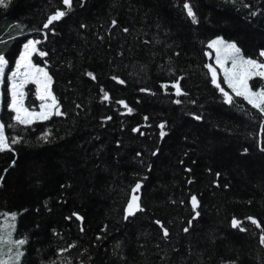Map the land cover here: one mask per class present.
Here are the masks:
<instances>
[{
    "label": "trees",
    "instance_id": "obj_1",
    "mask_svg": "<svg viewBox=\"0 0 264 264\" xmlns=\"http://www.w3.org/2000/svg\"><path fill=\"white\" fill-rule=\"evenodd\" d=\"M5 3L0 54L12 68L39 41L62 113L19 125L2 87L0 220L16 215L20 264H264V114L224 87L226 103L208 67L216 38L264 61V0Z\"/></svg>",
    "mask_w": 264,
    "mask_h": 264
},
{
    "label": "snow or ice",
    "instance_id": "obj_2",
    "mask_svg": "<svg viewBox=\"0 0 264 264\" xmlns=\"http://www.w3.org/2000/svg\"><path fill=\"white\" fill-rule=\"evenodd\" d=\"M63 3L67 6H71V0H63ZM0 6L7 7L5 0H0ZM187 8L188 16L192 17L193 22H196L195 14L192 11V8L188 5H185ZM66 15L65 11H59L55 15L51 16L44 27L47 28L54 21L60 20ZM39 41H28L24 45L23 54L20 55L19 60L15 64V71L11 72L10 82L11 86L9 89L10 102L9 108L15 113L14 119L19 125L30 126L36 121H43L50 119L53 114L59 116L62 113L58 107V101L53 96L51 92V77L48 75L45 69L36 66L32 63V55L38 51L37 44ZM209 48H214L217 52L216 60L217 63L221 65V68L224 71V81L227 83L228 87L232 89V92L239 97H242L247 101L253 108L257 109L261 114H264V85H259V90L253 91L249 86L248 81L253 77H260L264 79V62H258L253 59H246L240 54V49L236 47L234 43H227L222 39L214 40L212 43L208 44ZM221 53H223V58H221ZM47 53L39 52L40 56H44ZM261 56H264V52L260 53ZM231 60V68H224V64ZM8 61L6 58L0 54V83L3 81V76L5 69L7 68ZM209 70L212 74V83L221 91L225 98V102L231 104L233 102V97L229 95L228 92L220 86V83L217 79V71L211 65H208ZM23 69V71H21ZM91 75V74H89ZM95 79V77H93ZM29 82L36 85V96L42 103L40 105V110L36 111L35 109L29 110V108L24 106V86ZM123 83V81H119ZM176 89V95H181V90L178 84L173 85ZM105 99H108L107 94L105 93ZM50 101V103H49ZM179 103L180 101H176ZM122 103V102H121ZM127 107V105H124ZM131 111V109H129ZM199 119V117H197ZM163 129V125H160ZM163 131L161 135H164ZM46 139V137H42ZM18 142L13 138L12 143ZM5 150H11L9 144V138L4 133V125L0 124V152ZM140 185H136L135 191H138ZM139 197L135 194L131 197V202L127 205V212L129 216L135 215L137 211H142L138 204ZM191 204L193 210L198 207V201L195 196L191 197ZM196 216H199V212H196ZM10 221L8 227L10 230L14 231V221L15 216L8 218ZM251 223L255 224L257 227H261L255 219L251 220ZM233 227H239L240 222L237 220L232 221ZM163 228V225H161ZM241 231H245L244 228H240ZM184 231H188V228H185ZM8 239L11 240V231L8 233ZM163 235L168 236L167 229L163 230ZM3 242V230L0 229V243ZM25 243V240L20 239L15 242L17 248H21ZM23 256L22 252H17L15 257L10 258V260L0 261V264H19L20 257Z\"/></svg>",
    "mask_w": 264,
    "mask_h": 264
},
{
    "label": "rangeland",
    "instance_id": "obj_3",
    "mask_svg": "<svg viewBox=\"0 0 264 264\" xmlns=\"http://www.w3.org/2000/svg\"><path fill=\"white\" fill-rule=\"evenodd\" d=\"M218 39H222V38H216V39H214V40H218ZM213 40V41H214ZM223 41H225L224 39H222ZM30 41V40H29ZM31 41H34V40H31ZM212 41V42H213ZM211 42V43H212ZM225 42H227V41H225ZM227 43H231V42H227ZM236 45V44H235ZM237 47V46H236ZM238 48V47H237ZM37 49H38V44H37ZM23 51H24V47H23V49H22V52H21V54H23ZM39 50L36 52V53H34L33 55H32V57H31V59H32V63H33V57H34V55H36V54H38L39 55ZM20 54V55H21ZM240 54L244 57V58H246L243 54H242V52H241V50H240ZM216 56H217V52H216V50L214 49V48H210V51H209V57H211V59H212V64H211V66L213 67V68H215L216 69V71H217V79H218V82L220 83V86L225 90V88L224 87H226L228 90H229V92H231V93H233L232 92V89L231 88H229L228 87V85H227V83H225V81H224V71H223V69L221 68V65L219 64V63H217V60H216ZM20 57V56H19ZM19 57H18V59L16 60V62L19 60ZM221 58H223V53H221ZM247 59V58H246ZM16 62H15V64H16ZM258 62H260V61H258ZM264 62V61H263ZM34 64V63H33ZM38 67H40V66H38ZM41 68H43V69H45V71H47L46 70V68H44V67H41ZM224 68H231V60H228L225 64H224ZM16 69H15V65L14 66H12V68H10V66H9V62H8V65H7V68L5 69V72H4V76H3V81H2V83H0V112H1V98H2V87H3V85H4V83L6 82V80L8 81V86H9V89H10V86H11V82H10V75H11V72H13V71H15ZM21 71H23V69H21ZM48 73V72H47ZM48 75H49V73H48ZM50 76V75H49ZM248 83H249V86L251 87V89L253 90V91H257V90H259V88H258V86L259 85H264V79H261L260 77H253L252 79H250L249 81H248ZM28 85H34L35 87H36V85L35 84H33V83H31V82H29L28 84H26L25 86H24V93H25V97H24V106H25V101H26V87L28 86ZM50 87H52V79H51V85H50ZM51 92H52V89H51ZM234 94V93H233ZM41 101V100H40ZM42 103H44V102H42L41 101V103H40V105L42 104ZM49 103H50V101H49ZM39 110H40V107H39ZM38 110V111H39ZM55 114H53L52 116H54ZM51 116V117H52ZM48 120V119H47ZM43 121H45V120H43ZM36 122H39V121H36ZM35 122V123H36ZM0 124H2V122H1V119H0ZM34 124V123H33ZM5 133V132H4ZM9 217L10 216H13V215H8ZM15 216V225H16V215H14ZM9 217H7L6 218V220L5 221H1L0 220V229H2L3 230V242L2 243H0V261H6V260H10V258H12V257H15L16 256V254H17V252H22L23 253V251H22V247L21 248H17L16 246H15V242H16V240H14V239H11V240H9L8 239V232L9 231H11V235L13 234V230H10L9 229V227H8V225H9V223H10V221L8 220V218ZM13 240V241H12ZM21 258L22 257H20V260H19V264H20V262H21Z\"/></svg>",
    "mask_w": 264,
    "mask_h": 264
}]
</instances>
